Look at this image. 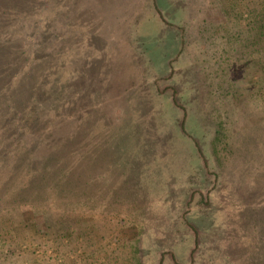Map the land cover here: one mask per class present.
Masks as SVG:
<instances>
[{"label": "rangeland", "instance_id": "1", "mask_svg": "<svg viewBox=\"0 0 264 264\" xmlns=\"http://www.w3.org/2000/svg\"><path fill=\"white\" fill-rule=\"evenodd\" d=\"M7 8L0 175L51 156L95 195L2 210L0 264H264V0Z\"/></svg>", "mask_w": 264, "mask_h": 264}, {"label": "trees", "instance_id": "2", "mask_svg": "<svg viewBox=\"0 0 264 264\" xmlns=\"http://www.w3.org/2000/svg\"><path fill=\"white\" fill-rule=\"evenodd\" d=\"M18 1L19 0H0V25L3 26V21L9 16V14H7L9 11L7 8L8 3L12 6L13 2L17 3ZM3 36L4 34L0 35V40L5 41L7 37L4 38ZM6 43L7 41H5V44ZM18 53L21 54V52ZM218 133L219 129H216V134ZM8 156H11L16 163V166L9 173L0 175V212L10 207L15 211L19 210L20 207H31V209L42 210L45 209V207L50 208L55 205L66 208H73L74 206L77 207L81 205L88 206V204L94 202L93 199L95 194L91 192V186L95 187V183H92V179L89 181L87 176L84 177V174H78L83 171V169L80 170L79 168V172H72L73 167H71L72 164H70V162L66 163V161L56 158L53 160L50 155V158L47 156L49 160L55 161L53 164L57 169V171H52L47 174L48 171H45L46 167L51 168L47 163L49 160L43 159L41 155L37 157L40 159V163H36L30 159L32 157L26 158L13 151L11 152V155L10 153H7L6 157ZM21 159H24L27 163L25 166L19 165L20 169L17 170V164ZM33 165H35L34 168H32ZM68 172H71V174L69 173L71 177L65 176ZM6 175L10 176L6 177ZM56 175L61 176V181L58 182L55 179V181L44 182L48 177L54 179ZM25 178L27 189H23ZM79 182H81V184ZM46 183L51 184L46 185ZM82 201H84V204L81 203ZM34 205H38L39 207L35 208L36 206ZM11 226H13V222L10 218L4 213H0V227L11 229ZM33 230L34 229H32V232H34ZM1 232L0 229V236L2 234Z\"/></svg>", "mask_w": 264, "mask_h": 264}]
</instances>
